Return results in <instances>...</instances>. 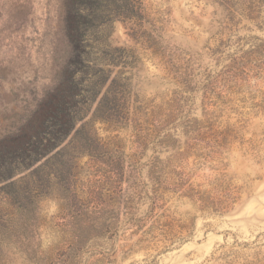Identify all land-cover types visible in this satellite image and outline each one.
I'll return each instance as SVG.
<instances>
[{
	"label": "rangeland",
	"instance_id": "1",
	"mask_svg": "<svg viewBox=\"0 0 264 264\" xmlns=\"http://www.w3.org/2000/svg\"><path fill=\"white\" fill-rule=\"evenodd\" d=\"M261 106L264 0H0V264L264 254Z\"/></svg>",
	"mask_w": 264,
	"mask_h": 264
},
{
	"label": "trees",
	"instance_id": "2",
	"mask_svg": "<svg viewBox=\"0 0 264 264\" xmlns=\"http://www.w3.org/2000/svg\"><path fill=\"white\" fill-rule=\"evenodd\" d=\"M258 111H261L264 113V106H261V108H258ZM54 112V108L53 105L49 107L44 111L43 114H41V117L38 119L39 120V127L44 126V117L49 114ZM206 124H203V126H200L199 128H197V130H195L196 135H198L199 133L202 134L204 131L207 132L209 130L212 129V125L213 122H205ZM210 124V125H209ZM46 151V150H45ZM44 151V152H45ZM43 152V153H44ZM43 153L38 154V156H36L34 158V161L37 160L40 156L43 155ZM11 172H15V171H10ZM157 188L154 189L155 192V196L153 197V202L152 205L150 207V211L152 212L153 210H155L156 207L158 206V200H162V198L159 197V195L156 193ZM231 197V199H230ZM217 199L215 200V205L217 206V210H221L222 209V204H223V200L220 199L219 197H216ZM221 198H225L229 200H232L233 196H232V192L231 193H226L224 195L221 196ZM159 208H162L159 207ZM155 214H151L149 213V219L152 222L151 225V229L148 230H141L143 227L142 221H144V219H139L137 221H133L132 222V226L136 227V230L131 234L132 235H138L140 233V237L137 239L136 244H140L142 242H147V243H151L153 241V239L155 237L158 236H162L161 238L164 240H173L174 238H176L178 235V233H174L173 231H171L169 229V227H165L164 225H158L156 223L160 222V219H158V217H155ZM165 227V228H164ZM160 228V229H159ZM172 238V239H171ZM235 243V244H234ZM233 244H231L227 250H221V252L219 253V256L217 257L218 259H220L223 264H264V254L260 251H255L253 252L251 255H245L242 252L238 251L237 248L234 249V247H236L237 245H240L239 243H236V241ZM245 245V244H243ZM224 246H220L221 249H223Z\"/></svg>",
	"mask_w": 264,
	"mask_h": 264
}]
</instances>
